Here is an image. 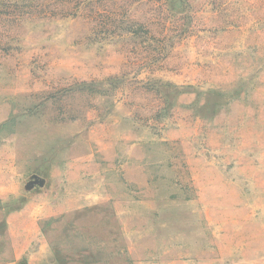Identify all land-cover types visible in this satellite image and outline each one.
<instances>
[{
    "label": "rangeland",
    "instance_id": "obj_1",
    "mask_svg": "<svg viewBox=\"0 0 264 264\" xmlns=\"http://www.w3.org/2000/svg\"><path fill=\"white\" fill-rule=\"evenodd\" d=\"M0 264H264V0H0Z\"/></svg>",
    "mask_w": 264,
    "mask_h": 264
}]
</instances>
